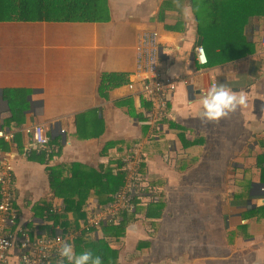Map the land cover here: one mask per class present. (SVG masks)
Here are the masks:
<instances>
[{
    "label": "crops",
    "instance_id": "crops-1",
    "mask_svg": "<svg viewBox=\"0 0 264 264\" xmlns=\"http://www.w3.org/2000/svg\"><path fill=\"white\" fill-rule=\"evenodd\" d=\"M258 10L242 11L238 28L236 13L221 28L218 15L210 21L200 7L198 18L192 12L186 19L174 0H108L107 19L96 22L1 21L0 129L13 138L0 140V159L14 152L18 223L34 236L79 233L86 223L77 219L73 229L79 202L88 217L109 200L119 156L140 140L145 175L164 205L160 215L139 214L109 241L118 264H264V203H257L264 201V7ZM144 30L158 32L159 64L177 80L152 129L135 69L134 46ZM197 45L205 64L196 60ZM213 83L246 94L247 107L219 124L202 121L201 100ZM40 122L56 157L51 162L30 149L25 131ZM19 254L15 245L4 264H21Z\"/></svg>",
    "mask_w": 264,
    "mask_h": 264
},
{
    "label": "built area",
    "instance_id": "built-area-1",
    "mask_svg": "<svg viewBox=\"0 0 264 264\" xmlns=\"http://www.w3.org/2000/svg\"><path fill=\"white\" fill-rule=\"evenodd\" d=\"M264 47V29L261 35ZM158 32L156 30L142 31L135 43V69L140 81L139 89L144 93L149 110L147 120L151 129L166 114L167 102L176 88L177 80L166 75L159 64ZM195 56L199 64L207 62L202 45L195 47ZM215 84L213 83L212 86ZM203 94L205 89H201ZM25 131L32 137L31 150L42 152L45 162L56 159L51 152V144L47 128L43 122L29 124ZM13 133L0 129V140L11 143ZM14 152L6 151L0 159V240L7 241L6 247L0 248V264H4L11 249L17 245L20 249L21 264H50L53 257L61 258L58 249L64 242L75 237L73 232H54L34 236L26 226L18 223V210L14 202L13 185L11 181L10 160ZM117 165L124 172L123 184L111 193L107 202L93 209L86 220L85 228L92 227L97 231L106 222L117 223L126 212H133L139 204L150 201L145 194L147 176L139 170L141 162L145 161L146 153L141 141L131 144L124 154L119 156ZM140 199V202H136ZM13 227V228H12ZM83 227V226H82ZM12 228V230L10 229Z\"/></svg>",
    "mask_w": 264,
    "mask_h": 264
},
{
    "label": "trees",
    "instance_id": "trees-1",
    "mask_svg": "<svg viewBox=\"0 0 264 264\" xmlns=\"http://www.w3.org/2000/svg\"><path fill=\"white\" fill-rule=\"evenodd\" d=\"M191 3L192 9L196 18L199 15V7L203 14L209 15L210 21L216 20L218 15L217 27H223V22L228 26L231 24L230 15L236 13V26L239 25L237 21H241L238 15L257 6L258 11L264 7V0H188ZM108 0H0V22L1 21H48V22H96L103 21L108 17ZM224 15V17H220ZM229 17H225L228 16ZM225 18V20H224ZM232 18V19H235ZM212 23V22H211ZM240 30V29H239ZM237 46L240 47L244 42L242 39L236 41ZM226 43H222L224 45ZM246 53L248 51H245ZM244 51L238 54L231 55V57L242 56ZM145 162H141L139 170L145 174ZM264 168V167H263ZM115 184L112 191L123 184L124 172L117 167ZM261 181H264V176ZM116 187V188H115ZM145 194L149 196L150 201L146 204H139L133 212H126L117 223L106 222L100 226V234H95L96 229L92 227L82 228L79 233L70 241L74 246L77 254L86 250H92L95 255L102 258L103 264H118V250L113 249L109 245L112 238H118L125 233L127 224L134 220L139 214L146 217L160 215L163 209L164 200L155 198L160 192L156 191L151 181L147 178ZM110 197V196H109ZM106 197V200L109 199ZM136 199V202H140ZM82 203L79 202V207L75 211L76 217L75 227L80 226L77 219H82L84 223L87 217V212L82 210ZM155 205L153 208L151 206ZM70 209L67 207L66 211ZM54 217L55 213H51ZM61 214H64L61 213Z\"/></svg>",
    "mask_w": 264,
    "mask_h": 264
},
{
    "label": "clouds",
    "instance_id": "clouds-1",
    "mask_svg": "<svg viewBox=\"0 0 264 264\" xmlns=\"http://www.w3.org/2000/svg\"><path fill=\"white\" fill-rule=\"evenodd\" d=\"M178 8H181L187 19L190 14L198 10L192 9L189 6L183 5L181 0H174ZM248 97L244 93H236L228 88L223 83H218L211 86L206 95L201 100L202 110L199 113L200 119L204 122H214L219 124L222 119H228L232 114L236 113L241 108L247 107ZM31 147L35 148L36 145ZM257 203H264L259 201ZM7 241L0 240V248L6 247ZM58 254L62 258L59 264H103L102 258L95 255L92 250H86L77 254L74 246L71 243L64 242L58 249Z\"/></svg>",
    "mask_w": 264,
    "mask_h": 264
},
{
    "label": "rangeland",
    "instance_id": "rangeland-1",
    "mask_svg": "<svg viewBox=\"0 0 264 264\" xmlns=\"http://www.w3.org/2000/svg\"><path fill=\"white\" fill-rule=\"evenodd\" d=\"M1 23V22H0ZM59 23H69V22H54V24L58 25ZM1 24H4V25H12V26H18V25H30V26H41V25H45L43 24L42 22H39V21H25V22H12V21H8V22H5V23H1ZM49 24V23H48ZM14 36L12 37H19L18 34H14L12 33Z\"/></svg>",
    "mask_w": 264,
    "mask_h": 264
}]
</instances>
